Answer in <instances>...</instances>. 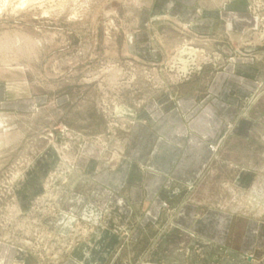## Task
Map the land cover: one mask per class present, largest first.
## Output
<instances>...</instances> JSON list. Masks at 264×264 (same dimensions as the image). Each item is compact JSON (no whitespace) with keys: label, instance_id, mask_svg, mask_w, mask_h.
<instances>
[{"label":"rangeland","instance_id":"1","mask_svg":"<svg viewBox=\"0 0 264 264\" xmlns=\"http://www.w3.org/2000/svg\"><path fill=\"white\" fill-rule=\"evenodd\" d=\"M148 1L0 0V264H264V250L255 256L243 253L239 242L206 241L165 225L166 218L140 232L132 233L134 226L120 231L108 257L77 255L98 214L62 210V193L72 187L86 194L85 179L77 178L85 148L118 155L149 99L239 60L260 79L258 93L242 103V118L264 122V0H237L250 24L221 40L233 55L187 26L161 61L133 53ZM254 133L252 141L212 147L221 155L186 189L200 213L217 209L264 223L262 126ZM242 167L257 174L250 186L236 183ZM33 171L43 178L33 177L22 196L19 186Z\"/></svg>","mask_w":264,"mask_h":264},{"label":"crops","instance_id":"2","mask_svg":"<svg viewBox=\"0 0 264 264\" xmlns=\"http://www.w3.org/2000/svg\"><path fill=\"white\" fill-rule=\"evenodd\" d=\"M249 24L250 16L237 0H149L141 7L133 53L149 61L164 60L188 26L195 34L214 37L217 49L233 55L232 47L223 43L226 33H244ZM259 81L256 70L237 60L210 78L200 75L149 99L133 118L114 158L106 148L87 145L77 178L85 179L88 191L84 195L66 188L60 201L64 211L98 214L93 235L77 255L108 257L120 231L134 226L135 233L167 219V226L176 225L225 247L239 242L243 253L259 256L264 250L263 222L217 209L200 213L199 205L188 203L192 192L186 193L221 155L212 147L224 148L234 139L252 141L257 126H262L264 142V122L243 119L241 114L243 101L258 93ZM33 172L19 186L22 196L36 181L33 177L43 178L41 171ZM256 176L251 168L242 167L236 183L250 186Z\"/></svg>","mask_w":264,"mask_h":264}]
</instances>
